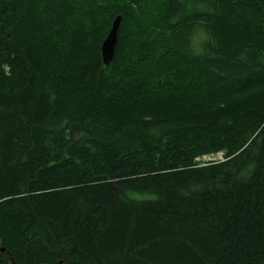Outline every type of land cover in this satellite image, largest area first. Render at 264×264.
I'll use <instances>...</instances> for the list:
<instances>
[{"label":"trees","instance_id":"obj_1","mask_svg":"<svg viewBox=\"0 0 264 264\" xmlns=\"http://www.w3.org/2000/svg\"><path fill=\"white\" fill-rule=\"evenodd\" d=\"M0 248L264 264V0H0Z\"/></svg>","mask_w":264,"mask_h":264},{"label":"water","instance_id":"obj_2","mask_svg":"<svg viewBox=\"0 0 264 264\" xmlns=\"http://www.w3.org/2000/svg\"><path fill=\"white\" fill-rule=\"evenodd\" d=\"M120 24H121V16H117L114 19L111 29L108 32V35L103 41L100 48L101 60L103 65L106 67L109 66V64L112 62L114 57ZM0 252L5 253V251L2 248H0Z\"/></svg>","mask_w":264,"mask_h":264},{"label":"rangeland","instance_id":"obj_3","mask_svg":"<svg viewBox=\"0 0 264 264\" xmlns=\"http://www.w3.org/2000/svg\"><path fill=\"white\" fill-rule=\"evenodd\" d=\"M200 36L203 37V35H200ZM198 41H199V38L197 36L194 40L195 44H197ZM222 159H223V153H217L215 155L198 158L195 160V162L198 164V166L203 167V166L210 164L211 162H217ZM113 187L114 189H116L115 186Z\"/></svg>","mask_w":264,"mask_h":264},{"label":"bare ground","instance_id":"obj_4","mask_svg":"<svg viewBox=\"0 0 264 264\" xmlns=\"http://www.w3.org/2000/svg\"><path fill=\"white\" fill-rule=\"evenodd\" d=\"M220 161H223V159L222 160H219V161H217V162H220ZM3 249V248H2ZM4 250V249H3Z\"/></svg>","mask_w":264,"mask_h":264}]
</instances>
